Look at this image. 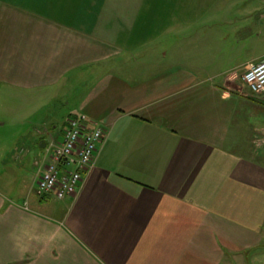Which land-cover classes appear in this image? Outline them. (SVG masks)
<instances>
[{
  "label": "crops",
  "instance_id": "0c3cea01",
  "mask_svg": "<svg viewBox=\"0 0 264 264\" xmlns=\"http://www.w3.org/2000/svg\"><path fill=\"white\" fill-rule=\"evenodd\" d=\"M163 2L0 0V87H73L69 114L108 131L66 199L39 170L8 181L0 152V264H243L264 239V160L238 150L264 148V91L211 69V27H163Z\"/></svg>",
  "mask_w": 264,
  "mask_h": 264
},
{
  "label": "rangeland",
  "instance_id": "374dc122",
  "mask_svg": "<svg viewBox=\"0 0 264 264\" xmlns=\"http://www.w3.org/2000/svg\"><path fill=\"white\" fill-rule=\"evenodd\" d=\"M163 1L162 11H169L158 19L163 27H194L195 31L199 32L203 28H212L211 34L207 36L214 59L211 57V69L234 68L233 72L237 71L234 74L236 77L233 75L238 79L235 82L237 85H242L240 80L248 67H242L241 64L252 59H263L260 57L264 55V0ZM168 1L173 3L167 4ZM217 29L227 33L225 41H220ZM257 33H261V36L258 37ZM182 36L184 37L166 34L164 45H170L177 37ZM169 37L170 40L167 41L166 38ZM171 53L172 51L168 52V59ZM75 108L76 91L73 87L67 90L66 97L57 90L30 91L9 86L0 87V152L3 156L7 151L5 173L8 181L13 179L14 182L23 181L27 184L39 170L38 181V176L45 166L46 146L51 140H59V134L67 124L66 121L73 115L69 113ZM41 138L45 140L44 148L40 147ZM248 148L238 150L249 153L250 157H258L262 165L264 155H261V152L264 148ZM24 150L26 160L16 167L17 162L20 163L16 156L24 157ZM254 150L260 155H254ZM37 160L38 166L34 167ZM251 255L243 260V264H264V239L255 246Z\"/></svg>",
  "mask_w": 264,
  "mask_h": 264
},
{
  "label": "built area",
  "instance_id": "2783aa9c",
  "mask_svg": "<svg viewBox=\"0 0 264 264\" xmlns=\"http://www.w3.org/2000/svg\"><path fill=\"white\" fill-rule=\"evenodd\" d=\"M242 82L253 94L264 91V59L253 61L242 75ZM107 129L85 113L71 117L62 138L46 146L44 170L37 181V194H52L58 199L73 196L92 169Z\"/></svg>",
  "mask_w": 264,
  "mask_h": 264
},
{
  "label": "water",
  "instance_id": "95a60500",
  "mask_svg": "<svg viewBox=\"0 0 264 264\" xmlns=\"http://www.w3.org/2000/svg\"><path fill=\"white\" fill-rule=\"evenodd\" d=\"M40 146H41V147L45 146V140H43V141L40 143Z\"/></svg>",
  "mask_w": 264,
  "mask_h": 264
}]
</instances>
